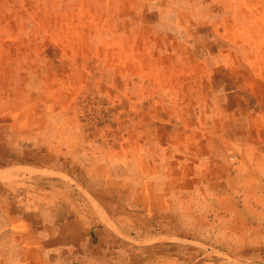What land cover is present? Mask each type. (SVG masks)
<instances>
[{
	"label": "rangeland",
	"instance_id": "374dc122",
	"mask_svg": "<svg viewBox=\"0 0 264 264\" xmlns=\"http://www.w3.org/2000/svg\"><path fill=\"white\" fill-rule=\"evenodd\" d=\"M52 6L0 0V264H264V0Z\"/></svg>",
	"mask_w": 264,
	"mask_h": 264
},
{
	"label": "crops",
	"instance_id": "0c3cea01",
	"mask_svg": "<svg viewBox=\"0 0 264 264\" xmlns=\"http://www.w3.org/2000/svg\"><path fill=\"white\" fill-rule=\"evenodd\" d=\"M29 1H35V0H29ZM37 2H44V3H52L53 4V10L54 11H58V10H60L61 9V6H62V4H71V3H80V2H90L91 0H36ZM98 1H100V2H103V0H96V2H98ZM181 175L183 174V178H184V174H185V172H183V171H180L179 172ZM134 195V194H133ZM129 201H133V198H131ZM137 205H140V203H137V202H135ZM126 208H127V206H125ZM171 206H169L168 207V210H171L172 209V207L170 208ZM79 221H80V216H78V214H76L74 217H72V219H70V222H75L76 224H79ZM161 222V221H160ZM162 227V226H161ZM171 225H169V226H167V225H164V227H163V229H169L170 230V232H175V231H173L171 228ZM91 231V230H90ZM90 231H88L86 234H84V236H78V235H75L74 236V240L76 241V242H79L80 241V239L81 238H83V241L86 243V246L88 247V248H91L92 250L93 249H95V248H98L99 246H98V244L99 245H101V243H98L97 241H95L93 238H92V236H91V234L89 233ZM176 233V232H175ZM176 234H178V233H176ZM112 238V240H113V237L111 236V237H109V239H111ZM113 242H115V241H113Z\"/></svg>",
	"mask_w": 264,
	"mask_h": 264
}]
</instances>
